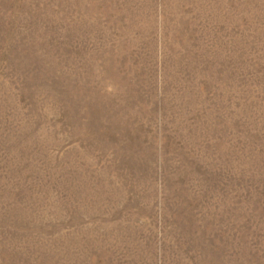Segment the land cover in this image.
I'll list each match as a JSON object with an SVG mask.
<instances>
[{"label":"rangeland","instance_id":"1","mask_svg":"<svg viewBox=\"0 0 264 264\" xmlns=\"http://www.w3.org/2000/svg\"><path fill=\"white\" fill-rule=\"evenodd\" d=\"M0 264H264V0H0Z\"/></svg>","mask_w":264,"mask_h":264}]
</instances>
